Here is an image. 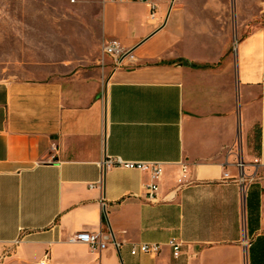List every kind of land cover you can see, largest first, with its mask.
I'll return each instance as SVG.
<instances>
[{
  "label": "crops",
  "instance_id": "1",
  "mask_svg": "<svg viewBox=\"0 0 264 264\" xmlns=\"http://www.w3.org/2000/svg\"><path fill=\"white\" fill-rule=\"evenodd\" d=\"M166 1H106L101 72L0 79V264H264V0Z\"/></svg>",
  "mask_w": 264,
  "mask_h": 264
},
{
  "label": "rangeland",
  "instance_id": "2",
  "mask_svg": "<svg viewBox=\"0 0 264 264\" xmlns=\"http://www.w3.org/2000/svg\"><path fill=\"white\" fill-rule=\"evenodd\" d=\"M106 1L0 0V79L44 78L63 67L92 66L101 72ZM171 3L166 1L165 11ZM255 23L264 24V16L249 24L248 31Z\"/></svg>",
  "mask_w": 264,
  "mask_h": 264
},
{
  "label": "built area",
  "instance_id": "3",
  "mask_svg": "<svg viewBox=\"0 0 264 264\" xmlns=\"http://www.w3.org/2000/svg\"><path fill=\"white\" fill-rule=\"evenodd\" d=\"M118 3H132L139 2L148 5L149 7V17L151 20L157 19L159 2L161 0H113ZM103 54L111 57L115 63L116 67H122L125 58H130L134 60L133 52L125 47H123L118 41H110L103 45ZM107 163V161H106ZM122 164V162H118ZM127 168H138L142 170L151 169L153 176L159 178L162 173L160 164H134L127 163L124 164ZM158 185L152 184L146 187L147 199L150 202H154L157 198ZM72 243H82L90 246L93 251H101L106 248V243L102 240V233H87L80 232L70 238ZM169 246L173 250L174 257L178 258L181 254L182 244L177 242L176 239H172L169 242ZM161 251V246L158 244H143L140 247H134L132 249V254L136 255L138 253L143 254H158ZM48 260V255L46 254L40 264H46Z\"/></svg>",
  "mask_w": 264,
  "mask_h": 264
},
{
  "label": "water",
  "instance_id": "4",
  "mask_svg": "<svg viewBox=\"0 0 264 264\" xmlns=\"http://www.w3.org/2000/svg\"><path fill=\"white\" fill-rule=\"evenodd\" d=\"M174 2V0L172 1V3Z\"/></svg>",
  "mask_w": 264,
  "mask_h": 264
},
{
  "label": "trees",
  "instance_id": "5",
  "mask_svg": "<svg viewBox=\"0 0 264 264\" xmlns=\"http://www.w3.org/2000/svg\"><path fill=\"white\" fill-rule=\"evenodd\" d=\"M206 67V66H205Z\"/></svg>",
  "mask_w": 264,
  "mask_h": 264
}]
</instances>
